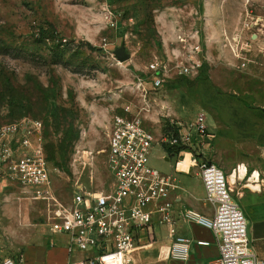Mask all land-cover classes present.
<instances>
[{"label":"rangeland","instance_id":"374dc122","mask_svg":"<svg viewBox=\"0 0 264 264\" xmlns=\"http://www.w3.org/2000/svg\"><path fill=\"white\" fill-rule=\"evenodd\" d=\"M196 45L199 71L180 75ZM120 46L125 62L114 56ZM156 60L168 64L167 72L152 71ZM139 82L150 105L145 129L157 137L164 120L188 122L203 113L208 160L226 175L245 164L264 179V116L257 108L264 103V0H0V126L42 122L60 203L71 202L76 183L108 190L110 121L123 106L141 105ZM56 119L66 124L57 127ZM148 165L178 181H188V170L197 174L188 151L167 157L159 145ZM250 190L239 181L242 195H232L243 215ZM47 217L42 201L0 175V260L18 264L31 244L59 246ZM166 233L154 225L155 243L145 254L164 256Z\"/></svg>","mask_w":264,"mask_h":264},{"label":"built area","instance_id":"2783aa9c","mask_svg":"<svg viewBox=\"0 0 264 264\" xmlns=\"http://www.w3.org/2000/svg\"><path fill=\"white\" fill-rule=\"evenodd\" d=\"M198 54L199 47L193 46L188 63L177 68L180 75L197 74L201 67ZM167 65L156 60L151 69L164 74ZM136 88L141 105L123 106L121 113L113 115L110 121L106 169L111 183L107 191H87L76 183L71 202L60 203L51 186L42 122L29 118L0 126V175L21 186L32 199L44 203L49 233L67 238L68 254H86L67 264H128L132 252L154 245V225L166 228L167 256L185 262L190 241L176 233L177 222L194 223L213 232L217 256L209 264H264L251 249L245 217L232 200V195L241 196L234 189L235 183L231 184L224 171L208 160L211 135L204 114L199 113L188 122L171 120L175 134L161 131L156 137L143 123L150 111L147 90L141 82ZM153 145L186 148L196 166L205 201L212 208L211 217L175 207L171 195L179 188L177 179L148 165ZM86 154L92 156V152ZM195 243L208 245L206 241ZM0 264L15 261L4 258Z\"/></svg>","mask_w":264,"mask_h":264},{"label":"crops","instance_id":"0c3cea01","mask_svg":"<svg viewBox=\"0 0 264 264\" xmlns=\"http://www.w3.org/2000/svg\"><path fill=\"white\" fill-rule=\"evenodd\" d=\"M257 108L261 111V109L264 108V103L260 102L257 105ZM262 115L264 116L263 113ZM261 165L264 164L262 163ZM237 167L233 170L236 171ZM233 170H231V172ZM253 171L250 173L247 171V175L251 174ZM229 173L226 176H229ZM246 177L243 180L247 187ZM243 180H241L237 174L235 181L232 182L235 183V185H233L236 191L239 181ZM177 184L179 186L178 190L171 195L175 198L176 208L193 210L206 217L212 216V208L205 201L204 189L197 174H191L188 170V181H178L177 179ZM240 195H242V193H240ZM242 197L245 201L244 217L246 220L247 236L250 241L251 249L256 257L264 262V193L250 190L248 194L244 193ZM175 225L176 233L188 238L190 241L189 257L185 262L173 260L167 256V253H165L164 256H161V251L159 257L145 254V252L153 249V246H151L140 251L136 250L132 252L128 264H209L217 256L215 236L210 229L190 222H177ZM56 235L61 239L59 246H55L52 243V240L48 242L50 244H31L20 254L18 264H67L69 261H77L85 257L86 254L77 251L73 254H68L66 250L67 238L61 234ZM196 241H206L208 242V245L197 246L195 243ZM160 246H162L161 250L163 247L167 248L169 246V241L167 244H162ZM22 255L24 256L23 261H21Z\"/></svg>","mask_w":264,"mask_h":264},{"label":"bare ground","instance_id":"6f19581e","mask_svg":"<svg viewBox=\"0 0 264 264\" xmlns=\"http://www.w3.org/2000/svg\"><path fill=\"white\" fill-rule=\"evenodd\" d=\"M88 160V159H87ZM233 170L229 173L228 180L231 184L235 181L237 174L239 175L240 179H244L247 175V167L245 164H239L236 171ZM246 185L249 189L255 192H261L262 187H264V179H260L258 171H253L251 174L247 175L246 177Z\"/></svg>","mask_w":264,"mask_h":264},{"label":"trees","instance_id":"16d2710c","mask_svg":"<svg viewBox=\"0 0 264 264\" xmlns=\"http://www.w3.org/2000/svg\"><path fill=\"white\" fill-rule=\"evenodd\" d=\"M203 68V66H202ZM52 107L56 108V105L54 104ZM62 112H65L64 110H62ZM56 124H57V127H60V125H65L66 124V121L63 120L62 123L59 122L57 119H56ZM43 125V124H42ZM161 131L165 134H175V130L173 129V127L169 124V120H164L162 122V127H161ZM43 148H44V154H45V158H46V162H47V165H48V161H47V157H46V153H45V140H44V130H43ZM76 139V134H73L72 136L66 138V140L68 141H73ZM162 149L163 151L166 153L167 157L169 156H172V155H177L179 154L180 152L182 151H186V148L183 147V146H173V147H168V146H162Z\"/></svg>","mask_w":264,"mask_h":264},{"label":"water","instance_id":"95a60500","mask_svg":"<svg viewBox=\"0 0 264 264\" xmlns=\"http://www.w3.org/2000/svg\"><path fill=\"white\" fill-rule=\"evenodd\" d=\"M114 56L118 62H125L129 59V55L126 53L123 46H120L114 51ZM264 114V108L261 109Z\"/></svg>","mask_w":264,"mask_h":264}]
</instances>
